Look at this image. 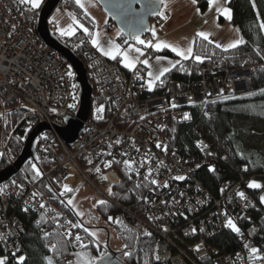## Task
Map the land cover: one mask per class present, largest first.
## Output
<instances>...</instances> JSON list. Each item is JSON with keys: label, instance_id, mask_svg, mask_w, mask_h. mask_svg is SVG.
<instances>
[{"label": "built area", "instance_id": "obj_1", "mask_svg": "<svg viewBox=\"0 0 264 264\" xmlns=\"http://www.w3.org/2000/svg\"><path fill=\"white\" fill-rule=\"evenodd\" d=\"M44 1L39 8H32L21 0H0V103L3 107L14 106L18 101L23 103L28 132L40 124L51 127L38 138L36 155L39 160L55 165L51 172L55 183L61 186L66 180L67 164H73L81 172L80 163L95 157H101L102 162L126 160L139 172L155 178L159 193L147 200L146 220L140 223L157 237L152 255L156 264H255L258 257L264 262L260 251L252 252L249 237L228 225L231 220L236 226L233 211L249 219L254 208L264 216V175L242 176L240 181L223 185L220 195L215 197L196 178V173L207 160L216 158V150L199 140V159H183L168 149L169 141L165 137L170 124L192 120V108L196 104L251 92L255 67L234 69L227 62L201 60L199 78L189 89L184 91L176 81H171L160 91L157 86L149 85L142 61L137 68L129 70L93 47L84 54V67L94 92L112 107L113 115L101 127L91 121L86 123L83 134L68 145L55 127L64 126L68 118H76L79 87L72 68L36 34L38 13ZM156 21L159 26L165 22L162 17ZM50 26L55 32L56 26ZM105 29L110 31L112 25L107 24ZM66 41L74 46L72 38ZM86 42H89L87 37ZM117 43L126 49L120 38ZM150 58L147 53L145 60ZM13 136L9 137L2 129L0 158H11ZM85 177L88 178L87 174ZM88 179L90 183L92 178ZM253 183L259 187H250ZM0 189L1 248L7 253L24 255L21 234L25 230L18 213L35 214V223L44 217L53 232L63 235L67 263L76 264L71 238L77 225L71 222L67 211L61 210L35 183ZM95 189L98 198L110 202L109 194ZM224 231H233L241 244L233 254H223L208 243Z\"/></svg>", "mask_w": 264, "mask_h": 264}, {"label": "trees", "instance_id": "obj_2", "mask_svg": "<svg viewBox=\"0 0 264 264\" xmlns=\"http://www.w3.org/2000/svg\"><path fill=\"white\" fill-rule=\"evenodd\" d=\"M196 2L197 8L202 13L209 9V0H196ZM61 4L64 10L75 15L79 22L87 27L88 31L85 32L81 29L75 34L72 38L74 46L58 36L56 32L54 34L84 61V54L93 48L91 40L95 26L92 18L77 4L76 0H63ZM228 7L231 9L232 25L240 31L244 43L235 48L224 50L197 36L194 39L192 57L179 59L173 69L166 72L156 84L160 91H163L171 81H176L184 91L189 89L191 84L199 78L198 70L201 60L213 63L227 62L234 69L255 67L256 73L252 77L251 92L226 100L196 104L192 108V120L186 121V123L170 124L165 132V137L169 141L168 149L183 159H199L200 152L197 147L199 140H204L216 150V158L207 160L196 173V178L201 180L205 188L215 197L220 195V188L223 185L232 181H240L242 176L264 175V149L259 151L245 145V140L239 133L237 124L240 119L264 123V94L261 92L264 90V28L259 26L264 21V0H229ZM109 23L116 27L110 20ZM86 37L89 42L84 44ZM121 37L125 39L123 34ZM144 51L150 53L151 58L164 56L178 59L177 55L168 49L156 51L144 46ZM197 56L201 59L197 60ZM62 61L65 65L67 64L64 59ZM250 93L252 95H249ZM92 99V109L96 103H104V110L94 114L93 109L90 121L99 127L104 126L111 120L113 109L102 98H99L96 92ZM25 110L26 107L21 101H18L14 106L5 104L4 107L0 103V134L4 128L6 135L9 137L14 135L10 141L11 158L9 160L0 158V171L6 169L24 147L23 144L28 135L24 123ZM127 123L132 124L131 122ZM96 158L98 157L93 159ZM39 162L44 175L48 176V180L55 186L60 197L64 198L66 202L72 200L75 197V192H61V187L55 183L54 176L51 175L55 165L41 160ZM88 162L83 161L80 164L86 165ZM109 162L108 171L115 173L118 180L110 184V189L107 191L110 194V202L101 200L105 203H97L94 210L96 214L92 215L94 218L106 222L104 227L110 231L111 244L115 240L117 249L123 252L124 264H156L152 255L157 237L140 223V220H146L144 210L147 200L159 193L153 183L155 178L139 172L136 167H131L126 160L112 159ZM37 170L38 168L29 162L17 178L8 183V186L24 187L29 183H36L41 191L52 197L59 206H62L60 199L50 195L46 187V179L41 175L40 170L39 174ZM62 208L68 211L71 222L77 225L71 238V250L75 262L77 264H95L108 252L107 230H101L98 227L92 231L85 230L73 217L69 208L65 206ZM18 216L23 221L25 230L21 234L24 252H26L25 257L22 259L23 254L7 253L0 246V256L4 257V264H68L66 240L60 233L53 232L52 225L47 219L41 217L35 223L37 220L35 214L24 215L19 211ZM110 216H113V222L109 221ZM232 216L240 233L249 237L252 242L251 247L256 248L264 256L263 213L251 208L249 219L237 211H233ZM138 232L141 236L139 247L136 251L130 252L135 248ZM77 236L80 237L79 240L76 239ZM208 243L223 254H233L241 246L234 237L233 231L219 233L213 236ZM124 253H131V255ZM262 260V257H258L255 262Z\"/></svg>", "mask_w": 264, "mask_h": 264}, {"label": "water", "instance_id": "obj_3", "mask_svg": "<svg viewBox=\"0 0 264 264\" xmlns=\"http://www.w3.org/2000/svg\"><path fill=\"white\" fill-rule=\"evenodd\" d=\"M104 13L108 15L109 20L119 28L120 32L130 43H135V37H146L150 34L151 19L157 18L159 15L150 11L145 5L152 3V0H95ZM63 0H45L38 13V20L36 23V34L42 40L43 44L49 47L54 53L56 52L59 57L65 60L67 64L72 68L76 85L79 87L78 97L80 99L79 108L76 118H68L64 126L55 127V131L59 132L65 143L71 145L83 134V128L86 123L90 122L92 113L94 88L90 79L87 77L86 67L80 57L75 55L69 46L63 44L59 37H57L49 26V20L53 16V12L60 7ZM158 11L161 12V5L158 6ZM51 130V127L47 124H40L33 130L28 132L27 138L24 142V147L17 155V158L6 169L0 171V186H5L11 181L15 180L18 174L27 167L29 162H32L34 166L40 170L41 175L44 176V172L40 165L39 159L36 155V147L38 138ZM118 178L115 173L110 174V184L117 182ZM46 187L50 195L55 198L62 199L59 192L53 186L51 181L46 179ZM62 205L69 208L73 217L80 223V217L77 216L74 208L62 200ZM96 222H99L98 218H94ZM101 230H107V248L108 252L103 260L101 258L97 260L95 264H124L123 252L114 250L111 248L110 231L106 227H98ZM141 236L138 232V240L134 246V252L138 249Z\"/></svg>", "mask_w": 264, "mask_h": 264}, {"label": "rangeland", "instance_id": "obj_4", "mask_svg": "<svg viewBox=\"0 0 264 264\" xmlns=\"http://www.w3.org/2000/svg\"><path fill=\"white\" fill-rule=\"evenodd\" d=\"M41 0V4H42ZM95 4L93 5V7L91 6H87L86 7V12L89 13L90 17L92 18V22L94 24V30L92 32L93 38L92 40H97L98 42H105L104 45H108L111 49H113V47L115 45H117L116 43H113V41H109L106 38L110 35L108 33V31H105V25L107 24L108 21V15L106 13H104V11L102 10V8L100 7V5L95 1ZM81 3L83 5H85V0H81ZM40 4V6H41ZM39 6V7H40ZM38 7V8H39ZM152 21V26H154V21ZM109 22V21H108ZM49 24L50 25H55L56 29L55 32L58 36H61L64 40L73 38L75 36V34L83 29L85 31V29H87V27L84 24H81L78 20V18L75 17V15L73 16L72 14L66 12L65 10H61V6L58 7L54 12H53V16L50 18L49 20ZM110 24V23H108ZM86 32V31H85ZM111 36L116 40L118 39L117 34L120 33L119 28L114 27L111 30ZM122 34V33H120ZM119 34V35H120ZM140 40H144L145 43L144 44H140L138 42V40L136 39L135 43H130L128 42L126 39H122L123 43L126 44V48L127 51H123L122 49H120V53L123 55V53H127V55L130 53V51L134 52L135 54H137L138 56L140 55V53L136 52L135 49L139 48L141 49V51H144V46L149 47L148 43H146V40L144 37H140ZM91 40V41H92ZM96 49V48H95ZM98 50L100 53H102L98 48L96 49ZM122 50V51H121ZM103 54V53H102ZM118 54V55H121ZM130 55V56H129ZM128 55L129 60L133 62V59L131 58V54ZM162 60V59H167V61H171L170 58L167 57H162L159 58L155 57V58H151V60ZM151 60L149 62H151ZM122 64V62H121ZM155 65L149 70V73H152V75L150 76L149 74V79L148 81H152V86H156L157 82L160 80L156 79V77L159 75V73L161 71H163V65H158L156 62L154 63ZM173 64V63H171ZM123 66H125V62L123 60ZM126 67V66H125ZM127 69H130V67H126ZM132 68V67H131ZM2 105V103H1ZM102 111L104 110V103H96L94 106V114H97L98 109H101ZM130 122V121H129ZM132 123V122H131ZM238 124V131L239 133H241L242 137L245 140V145H247L249 148H256L259 151H263L264 149V123H258V122H254V121H250L247 119H240V121H237ZM0 138H1V134H0ZM103 160L100 158H96V159H92L88 162V164L83 165L80 164V167H82V171L80 172L78 169H76L74 167L73 164H67L65 166L66 169V173H67V178L64 181V183L58 186L61 187V192H75L74 194V198L71 201V203H68L70 207L74 208L76 214L80 217L83 216L84 211L86 210V212H88L89 210L94 214L95 213V208H96V204L100 203L102 199L98 198L96 196V188L102 190L103 192H105L107 194V191L110 189V174L111 172L108 171L109 168V161H105L102 162ZM97 169H99V171H97ZM88 176V178H92L93 179L90 181V183L87 182V179L85 176ZM106 177V179H105ZM89 180V179H88ZM99 182V183H98ZM36 184V183H35ZM67 189H71V191H68ZM41 191V189H40ZM110 195V194H109ZM65 199L62 198L61 201ZM56 204V202H55ZM64 206V205H62ZM62 206H59L61 208V210L66 211L62 208ZM68 212V211H67ZM96 214V213H95ZM83 218V217H82ZM111 218V219H110ZM109 221L113 222L114 218L113 216L109 217ZM99 227H104V225H106V222L104 220H99ZM106 228V227H105ZM63 236V235H62ZM118 244V243H117ZM116 243L115 240H113L112 244H111V248H113L114 250L118 251L117 247H116ZM22 259L25 257L24 255H22ZM262 256V255H261ZM0 260H2L4 262V257L0 256ZM77 264V262H76ZM255 264H264L263 260L261 262H257Z\"/></svg>", "mask_w": 264, "mask_h": 264}, {"label": "crops", "instance_id": "obj_5", "mask_svg": "<svg viewBox=\"0 0 264 264\" xmlns=\"http://www.w3.org/2000/svg\"><path fill=\"white\" fill-rule=\"evenodd\" d=\"M228 2L229 0H215V3L210 4V6L208 7L209 9L206 12L202 13L199 10V8H197V2L193 3L192 0H165V4L161 5V12H160L163 15H159V17L164 18L165 22L161 26H159L157 24L156 18L151 19L154 21L153 24L154 26H152V21H151L150 35L144 37L146 43L149 41H151L153 45H155L156 43H168L173 46H178L181 50H185V51L187 50V48L191 47L192 52L191 54H189L187 58L189 59L192 57L194 52L193 51V47L195 43L194 39L198 36L197 35L198 33L204 32L208 34L207 40L210 43L216 46L220 45L219 47L224 50L229 49L230 48L228 47L229 44L234 43L237 40L243 38L241 37L240 31L237 28L233 27L231 22L232 17L229 19L228 16L224 14V10L227 9L230 10V16H232L231 9L230 7H228ZM85 3L86 4L84 5V7L80 6L84 11L86 10L87 6L93 7V5L95 4L93 0H85ZM108 21L107 24L109 23ZM111 30L108 31L110 35L106 39L109 41H113V43L117 44V39L116 40L114 38L110 39ZM153 32H155V35L153 34ZM120 33H118L117 36L118 38L123 39L121 37L122 34ZM104 43L105 42H98L97 45L93 43V40L91 41V45H93V47L96 49L98 48L103 53V55H104V51L112 50L109 47V44L104 45ZM117 45L120 46V44ZM150 48L156 51H162V49H168L171 52H174L172 51L171 48H161L159 50H157L155 47H150ZM101 49H103L104 51H102ZM127 49L128 48H126L123 51H127ZM142 53H143L142 55L140 54L138 56L134 52L130 51L129 54H131V58L133 59V64H134V67L130 69L137 68V66L139 65L138 63H141V61L143 62L145 60L146 52L143 51ZM174 53L177 55L176 52ZM106 57L111 60H118L120 61V63L122 62L123 64L124 58L122 54L117 55L116 59H112L111 56H106ZM162 57H158V58H162ZM177 57L178 59L170 58L171 61H167V59H162V60L150 59L151 62H149L150 60H147L148 64H145L146 70L144 74L147 78V81L149 79V75H148L149 70L155 65L154 64L155 62L158 65L160 64L163 65V69L167 68L171 70L174 67L173 65H176L179 59L181 60L185 59L183 56L177 55ZM162 77L163 76H160V79Z\"/></svg>", "mask_w": 264, "mask_h": 264}, {"label": "snow or ice", "instance_id": "obj_6", "mask_svg": "<svg viewBox=\"0 0 264 264\" xmlns=\"http://www.w3.org/2000/svg\"><path fill=\"white\" fill-rule=\"evenodd\" d=\"M76 2H77V4H80L81 7H84V5L81 4V0H76ZM192 2L193 3H196V0H192ZM21 3H27V4H30L32 8H38L40 6V4H41V0H21ZM209 3L210 4L211 3H215V0H209ZM164 4H165V0H152V3L149 4V5H145V7L148 8L150 11L154 12L155 14L163 15L162 13H160L158 11V6L159 5H164ZM224 14L227 15L229 19L231 18V16H230V10H227V9L224 10ZM259 26L261 28H264V21H262ZM85 31H88V30L85 29ZM153 34L155 35V32H153ZM197 35L200 36L201 38L205 39V40L208 39V34H206L204 32H200ZM135 39H137L140 44H144L145 43V41L144 40H140L138 36L135 37ZM93 43L98 45V41L97 40H93ZM147 43H148V46L149 47H155L157 50H159L161 48H171L172 51L176 52L178 56H183L185 59H187L188 56H189V54H191V52H192V48L191 47L187 48V50L185 51V50H181L178 46H173V45L168 44V43H156L155 45H153L151 43V41H149ZM242 43H244V41H243V39H240V40H237L234 43L229 44L228 47L235 48L239 44H242ZM217 46L219 47L220 45H217ZM101 50L104 51L103 49H101ZM119 50H120V46L119 45H115L112 50H110V51H104V55L111 56L112 59H116V56L118 54H121ZM135 51L138 52V53H140L141 55L143 54L142 51H141V49H139V48H136ZM123 58H124V62H125V66L126 67H130V68L131 67H134L133 62L129 60L127 53H123ZM196 59L197 60H200L201 58L199 56H197ZM143 63L144 64H148V61L147 60H144ZM173 66H175V65H173ZM167 71H169V69H167V68L163 69V71H161L159 73V75L156 77V79H159L160 76H163L164 73L167 72ZM68 74L71 75V72H69ZM149 75L151 76L152 73H149ZM151 84H152V81L150 80L149 81V85L151 86ZM261 92H262V94H264V90H261ZM249 95H252V93H250ZM98 111H102V108L101 109H98ZM108 166H110V164ZM97 171H99V169H97ZM37 173L39 174V170H37ZM105 179H106V177H105ZM176 179H184V177H176ZM153 183H155V181H153ZM250 187H259V185H256V184L253 183V184L250 185ZM67 190L68 191H71V189H67ZM0 191H2V189H0ZM240 195L242 196L243 193H240ZM262 199H264V197H262ZM69 203H71V201H69ZM100 203L103 204L105 202L101 201ZM228 225L230 227H232L235 231L239 232V228H237L233 224V222L231 220H228ZM85 230H87V229H85ZM148 235H151V234L148 233ZM76 239L79 240L80 237L77 236ZM198 250L199 249H197V251ZM257 251L258 250L255 249V248L252 249V252L253 253H255ZM124 254L125 255H131V253H124ZM103 259H104V257H101V260H103ZM157 259H159L158 256H157ZM0 264H4V262L2 260H0Z\"/></svg>", "mask_w": 264, "mask_h": 264}, {"label": "flooded vegetation", "instance_id": "obj_7", "mask_svg": "<svg viewBox=\"0 0 264 264\" xmlns=\"http://www.w3.org/2000/svg\"><path fill=\"white\" fill-rule=\"evenodd\" d=\"M93 213L91 211L86 212V210L84 211L83 214V218L80 217V225L83 229H87L89 231L95 230V228L99 227V223L96 221H93Z\"/></svg>", "mask_w": 264, "mask_h": 264}]
</instances>
